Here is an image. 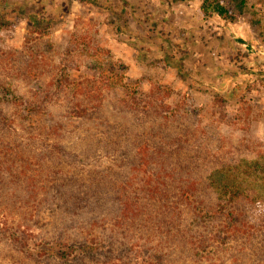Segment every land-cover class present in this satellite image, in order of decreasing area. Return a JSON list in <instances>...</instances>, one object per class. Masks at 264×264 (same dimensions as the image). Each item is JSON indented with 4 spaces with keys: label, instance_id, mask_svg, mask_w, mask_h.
Returning a JSON list of instances; mask_svg holds the SVG:
<instances>
[{
    "label": "trees",
    "instance_id": "16d2710c",
    "mask_svg": "<svg viewBox=\"0 0 264 264\" xmlns=\"http://www.w3.org/2000/svg\"><path fill=\"white\" fill-rule=\"evenodd\" d=\"M245 7L203 0L200 12L227 24ZM32 68L20 83L0 76V242L14 264H264V162L229 163L193 114L145 100L109 115L115 83Z\"/></svg>",
    "mask_w": 264,
    "mask_h": 264
},
{
    "label": "rangeland",
    "instance_id": "374dc122",
    "mask_svg": "<svg viewBox=\"0 0 264 264\" xmlns=\"http://www.w3.org/2000/svg\"><path fill=\"white\" fill-rule=\"evenodd\" d=\"M202 2L0 0V76L20 83L33 67L50 79L59 66H66L71 81L116 84L103 90L106 114L125 117L124 111L145 100L180 109L197 116V125L216 138L212 148L221 147L229 163L262 165L264 0H246L242 16L227 24L216 15L204 19ZM29 15L38 27L31 25ZM239 38L249 51L236 42ZM182 52L191 60L189 71ZM167 54L171 64L182 61L186 79L165 63ZM53 117L48 124L65 123ZM80 124L93 127L96 122ZM7 248L0 242V264L20 262V254Z\"/></svg>",
    "mask_w": 264,
    "mask_h": 264
},
{
    "label": "crops",
    "instance_id": "0c3cea01",
    "mask_svg": "<svg viewBox=\"0 0 264 264\" xmlns=\"http://www.w3.org/2000/svg\"><path fill=\"white\" fill-rule=\"evenodd\" d=\"M236 42L238 43H241V45L243 46V47H245L246 49H248V51H249V46L247 45V43H243L242 42V40H241V38H239L238 40H236Z\"/></svg>",
    "mask_w": 264,
    "mask_h": 264
}]
</instances>
